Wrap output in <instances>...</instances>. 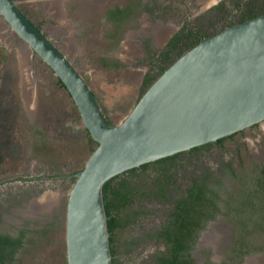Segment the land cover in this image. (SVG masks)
<instances>
[{
  "label": "rangeland",
  "instance_id": "obj_1",
  "mask_svg": "<svg viewBox=\"0 0 264 264\" xmlns=\"http://www.w3.org/2000/svg\"><path fill=\"white\" fill-rule=\"evenodd\" d=\"M14 1L77 68L107 119L121 121L141 96L143 78L159 62L158 52L167 43L165 37L162 43L152 41L148 54L143 49L148 30L161 27L154 23L156 16L149 19L137 12V18L125 19L115 29L109 9L139 0ZM189 1H197L196 7L203 5L205 11L215 0ZM171 27L169 33L179 26L174 22ZM0 46L6 56L0 65V231L17 235L26 230L23 247L11 264H67L65 214L74 178L40 177L79 171L95 146L88 143L76 106L57 76L1 15ZM225 161L240 176L259 170L264 164V121L189 159L175 184L183 188L190 178L208 172L220 178L224 188L238 190L239 181L231 177ZM171 191L173 197L180 194ZM154 204L151 213L119 233L116 264H147L161 248L151 234L160 228L168 203L158 199ZM234 233L221 215L209 222L191 251L194 264L228 262ZM254 240L263 244L264 233ZM233 264H264V251Z\"/></svg>",
  "mask_w": 264,
  "mask_h": 264
},
{
  "label": "water",
  "instance_id": "obj_2",
  "mask_svg": "<svg viewBox=\"0 0 264 264\" xmlns=\"http://www.w3.org/2000/svg\"><path fill=\"white\" fill-rule=\"evenodd\" d=\"M0 15L61 80L96 142L83 168L66 176L74 178L65 214L67 264H112L106 180L264 121V14L187 49L118 123L107 121L84 77L14 0H0Z\"/></svg>",
  "mask_w": 264,
  "mask_h": 264
},
{
  "label": "trees",
  "instance_id": "obj_3",
  "mask_svg": "<svg viewBox=\"0 0 264 264\" xmlns=\"http://www.w3.org/2000/svg\"><path fill=\"white\" fill-rule=\"evenodd\" d=\"M230 2L229 8H225L224 2L218 6L219 12L223 14L221 18H230L224 28L264 14V4H258L255 0L252 2L251 0H230ZM124 12L115 8L111 10L110 19L117 22L118 17L123 16ZM188 22L185 28L189 40L204 27L195 30L194 27L198 24ZM115 26L117 28L118 24ZM207 37L193 40L189 48ZM179 40V35H176L169 44L177 43ZM5 58L4 48L0 46V65ZM166 58L163 54L159 55V62L155 64L159 70L152 76L145 75L144 89L176 59L171 58L167 64L160 65V62L162 60L165 62ZM57 80L64 87L61 80L58 78ZM105 118L107 119L106 116ZM107 121L111 122L108 119ZM255 125L257 123L251 127ZM85 132L88 143L94 147L96 142L86 129ZM236 133L132 167L105 181L102 193L107 215V228L110 233L112 264H116L115 247L118 245L119 233L151 213L152 205L158 199L167 202L168 209L160 228L151 234L161 248L149 256L147 264H194L191 251L195 247L199 232L206 229L209 221L216 220L220 215L235 232L231 242L232 254L228 262L223 264L239 263L246 255L264 251V243L258 245L254 240V237L264 233V164L257 172H249L251 175L246 172L240 176L231 167V163L225 161V167L231 177L239 181L238 190H232L227 186L224 188L223 181L220 178H214L208 172L199 173L190 178L189 183L183 188L175 184L179 170L189 159L204 154L210 145L221 147L224 139L232 138ZM19 179L31 180L32 178L20 177ZM172 189L178 190L179 196L173 197ZM44 231L47 232V229ZM25 233L24 229L20 230L16 236L0 232V264H11L23 247Z\"/></svg>",
  "mask_w": 264,
  "mask_h": 264
},
{
  "label": "flooded vegetation",
  "instance_id": "obj_4",
  "mask_svg": "<svg viewBox=\"0 0 264 264\" xmlns=\"http://www.w3.org/2000/svg\"><path fill=\"white\" fill-rule=\"evenodd\" d=\"M192 2L194 3V5L192 4ZM196 2L197 1H191L190 2L189 0H180V1L170 0L169 3H167V2H160L158 0H154V1L153 0H149V1L139 0L135 3H130L125 7H117V6L112 7V9H109V16L111 15V10H113L115 8H119L122 11H125L123 16L118 17L117 22H114L110 19V21H112V24H113L112 28H115V29H118L119 26L122 25L121 23L123 20H125V19L129 20V19H131V17L137 18V16H135V15H137V12L139 13V15L147 16L149 19L156 16L154 23L160 24L161 27L160 28L159 27H153V28H150L148 30L149 32L146 35V37L148 39L144 38L146 42L144 43L143 49L148 54V52H149L148 50H150V47L152 46L151 42L155 41V43H157L155 40L156 39V37H155L156 36L155 35L156 29L157 28L166 29L167 34H165V36L160 40V42L162 43L163 39H165V37H167V43L158 52V55L163 54V56L167 57L165 62H163V60L160 62V65H164V64H167L171 58H176L179 55V53L188 49L193 40H196L197 38L199 39V38L205 37V36L210 37V36L214 35L215 33L221 31L220 28H222V27L224 28V26H226L228 24V21L230 18L229 17L224 18V19L221 18V16L223 14L221 12H219L218 6L221 2H224L225 8H229V6L231 5L230 0H215L214 3L210 7L206 8L205 11H203V9H202L203 5H202V7L201 6L196 7V4H195ZM171 20H172V22H171ZM173 21L179 27L176 31L172 30V32L169 33L170 28H172L171 23H174ZM188 21H190V23H192V24H196V25L198 24L197 26L194 27L195 30L199 27H204L201 31H198L195 34V36H192L191 39H189V40L187 38V31H186L187 29L185 28L189 24ZM117 24H118V27L116 28L115 25H117ZM168 33H169V35H168ZM176 35H179L180 40L177 43L169 44L171 42L172 38L175 37ZM128 47L129 46L127 45L126 48H128ZM158 70H159V68L157 67V65H155V66L153 65L152 71L149 73V76H152ZM144 83H145V81L143 82V84ZM144 86H145V84H144ZM85 135H86V133H85ZM208 143H210V142H208ZM205 144H207V143H205ZM91 146H93V145H91ZM209 149H211V145L209 146L208 150ZM73 173H70V174H73ZM70 174L56 175V176H51V177L42 176L40 178H54V179H58V180L59 179H65V178H73V177H66L67 175H70ZM31 180H34V177ZM209 222H211V221H209ZM203 231L204 230H201L199 232V236L195 242V246L198 243V240L200 238V234ZM13 236H16V235H13Z\"/></svg>",
  "mask_w": 264,
  "mask_h": 264
},
{
  "label": "bare ground",
  "instance_id": "obj_5",
  "mask_svg": "<svg viewBox=\"0 0 264 264\" xmlns=\"http://www.w3.org/2000/svg\"><path fill=\"white\" fill-rule=\"evenodd\" d=\"M56 10V13H57V9H55ZM165 34H167L166 33V29H159V28H157L156 29V32H155V37H156V42H160V40L165 36ZM133 46V45H132ZM127 50H130V49H132L131 48V46H129L128 48H126ZM133 50H134V48H133Z\"/></svg>",
  "mask_w": 264,
  "mask_h": 264
}]
</instances>
